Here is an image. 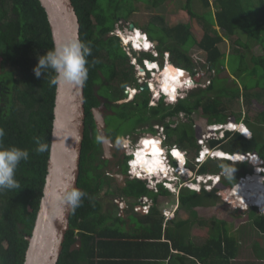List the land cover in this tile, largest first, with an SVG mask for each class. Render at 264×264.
Returning <instances> with one entry per match:
<instances>
[{
  "label": "trees",
  "instance_id": "trees-1",
  "mask_svg": "<svg viewBox=\"0 0 264 264\" xmlns=\"http://www.w3.org/2000/svg\"><path fill=\"white\" fill-rule=\"evenodd\" d=\"M141 1L150 3L151 6L164 2ZM200 1L208 8L202 16L195 12L196 4L193 0H186L185 11L189 18L187 21L168 25L164 23L162 16L154 15L145 26L143 25L142 30L148 33L150 39L157 41L156 50L161 63L164 58H168L174 65L188 69L196 79L199 77L196 73L203 75L210 72L209 84L204 88L189 91L184 98L174 103H164L163 98H160L156 104H151L149 91H140L133 99L118 103L127 97L125 86L138 85L133 66L128 63L129 56L123 50L120 38L108 33L115 28L118 21L126 19L135 7L129 4L124 7L119 0H71L80 24V40L90 42L92 47V55L88 57L89 76L84 84V137L77 181L78 188L87 195L81 206L70 212L69 228L65 233L57 264H112L115 262L105 258L110 256L111 252L116 253L108 246L109 243L119 247V244L139 245L126 240L108 242L104 239H122L130 233L124 232L118 225L123 220L116 207L112 205L115 214H109L103 209L100 200V190H105V180L100 178L103 172L101 167L107 163L106 159L102 158L101 142L96 139L99 133L93 116L94 109L100 105V97L107 100V109L112 112L107 113L104 120L107 137L112 142L116 143L117 137H124L126 134L132 135L131 138L134 139L140 133H155L154 125L157 124L164 127L166 140L172 145L181 146L180 148L188 152L185 147L187 146L188 150L193 149L196 153L199 147V128L193 122L194 113L205 116L208 123L222 122L227 118L226 108L222 105L223 97L236 98L238 95V98L243 96L244 100H248L249 96L259 97L258 92L245 91L244 87L242 94L240 91L234 93L221 85L218 74L221 68H227L228 54L225 49L220 48L221 42L230 39L236 32L253 37L254 42L261 47V53L252 59V68L242 63L245 67L241 70L246 68L252 75L260 76L255 88L259 86L264 90V22L250 18L253 9L251 6L242 5L238 0ZM260 1L264 6V0ZM211 4L214 5L213 11L209 9ZM194 17L201 20L203 17L208 18L205 23L207 27H203L197 39L190 23V19ZM193 45L204 51V70L200 72L193 71L195 63L189 53ZM52 47L50 26L38 0H0V127L5 130L3 145L25 148L30 153L29 159L22 161L16 172V179L21 187L0 192V264H23L42 196L49 150L37 153L35 140L39 138L41 142L47 143L50 149L55 87L50 84L51 77L48 75L36 78L33 68L38 63V56ZM146 55L154 58L150 54ZM240 59L242 62V55ZM260 109L264 120V107ZM245 121L250 124L248 118ZM121 123H126L125 129L119 127ZM144 126L147 128L140 131ZM248 126L253 132L250 139L235 133L224 140L219 149L230 153L256 151L264 158V130L259 131ZM220 142L212 140L209 143L213 147ZM223 163L227 164L228 161L224 160ZM209 167L206 163L200 165L198 172H208ZM219 171L222 170L217 164L215 170L210 172ZM235 180L237 179H228L223 175L221 182L223 186L232 187ZM106 182L105 191L112 193V190H108V176ZM119 191L118 194H124L133 202L142 195H150L155 202L158 194H169L162 186H159L158 194H154L146 188L145 181L136 178L126 180V186ZM215 191L203 189L196 192L184 188L178 195L179 206H200L203 205V199L215 201L218 198ZM246 210L245 213H248L250 218L248 223H253L260 239L262 238L261 241L254 239L250 247L257 261H262L264 214L256 212L255 206L243 211ZM152 211L155 212L145 215L141 221L130 219L139 225V222H145L144 226H140L142 230L132 233V236L139 235L152 240L143 241L142 248L147 245L156 246L155 250L146 253V257L154 260L160 257H164L160 260L168 258L167 264H233L231 260L236 256L238 245L243 244V239L234 235L235 228L231 230L233 223L229 222V219H214L206 226L201 225L197 218L174 221L171 218L165 221L166 224L161 230L163 216L155 215L157 209ZM110 220L111 224L108 223ZM189 220L190 228L184 233L180 227L187 225ZM170 221L174 223L171 224ZM161 233L165 239L163 242L158 240ZM192 235L201 237L203 241ZM170 248L176 253H172ZM115 256L118 257L114 258L121 260L120 264H143L138 260H130L133 256L141 258L142 254L137 249L125 251L122 248Z\"/></svg>",
  "mask_w": 264,
  "mask_h": 264
},
{
  "label": "clouds",
  "instance_id": "clouds-1",
  "mask_svg": "<svg viewBox=\"0 0 264 264\" xmlns=\"http://www.w3.org/2000/svg\"><path fill=\"white\" fill-rule=\"evenodd\" d=\"M136 29H139V28H136V26L134 25V28L130 30L134 31ZM139 31L145 32L140 29ZM145 33L147 34V32ZM121 34L124 35V38L129 36L128 33L124 34L123 32H121ZM116 36L121 39L120 36L118 35ZM139 38L140 37L138 34L137 39ZM152 41H155V40H152ZM143 47L146 49L151 47V44L147 40L146 37L143 38ZM91 55H92V47H91L90 42L86 43L78 38L66 40L63 42H54L53 47L50 50H47L43 55L38 56V63L34 66L33 72L36 78H40L41 76L45 77L46 75L50 76L51 79L49 82L54 87H59L61 85H71L73 87H80L84 85L88 79V76H89L88 57H90ZM165 55L167 56V54ZM93 63H98V61H93ZM210 75H211L210 72L207 74H203V75L200 73V76L198 77V79H196V81L197 82L200 81L202 85H198L190 89L189 91L196 89V88L206 87V85L209 84ZM205 76H207V79L204 82H202L201 80ZM206 81L208 82L206 83ZM154 82L156 85V89L162 95L166 96L169 99L170 103H174L178 99L184 98L187 95L186 94L183 97H179L176 99L178 89L190 88L193 86V82L186 78V74L182 70L173 68L170 65L165 66L164 69H162V71H158ZM147 91H149L150 93V103L151 104H156L157 101H159L160 98H162L160 97L158 99H155L152 93L153 90H151L149 86H148ZM139 92H137L136 94H138ZM126 95L128 97V93ZM135 95H133L129 99H133ZM164 103L166 102L164 101ZM231 115L227 116L225 121L207 124L206 129L204 131L209 129L210 131L208 130L207 132L214 131L218 135L220 133H223V135L220 136L219 138L208 139L207 141H205L204 139H201L199 135L198 137L199 147L196 151L195 159L192 160V163H193L192 166L187 164L188 157H186L187 158L186 160L184 158V163H183V159L181 157L184 152L183 149H181L179 146L175 144L169 145L165 143L166 139L165 140L161 139V132L165 134L163 126H162L163 127L162 131H158V127H155L156 129L155 135L153 136L148 135V136L141 137L137 145L133 146L130 149L131 152L127 150L130 147L131 141L130 139H127L125 137H117L115 145H114V142H112L107 136H104V135H98L96 139L98 142H101V144L103 145H104L105 140H110L112 145H109V147L107 148L108 151L110 150V148H113V147L119 148L121 146L123 148L122 150H123L124 155L126 156V159L129 158V160L126 163L127 164L126 169H128L129 167V169L127 170L128 178L129 179L136 178V179L145 181L146 188L149 191L153 192L154 194L156 193L158 194L159 186H162V188L166 189L170 194H173L174 191H177L179 195V192L184 188H187L189 190H193L196 192H201L203 189L211 190L212 187L218 185L219 183H222L221 180H222L223 175L225 176V178L230 179L231 176L233 175L234 169L230 165L225 164V163L219 164V167L221 168L222 171L204 172V173L198 172V167L200 165H204L207 161L215 160V159L223 160V161L226 160L228 161V163L229 162L230 163H242V162L252 163L254 166V171L252 172V174H254L256 170H258L257 174L262 178V184L264 185V158H262L256 151L230 153L228 151L219 149L220 144L232 134L239 133L246 139H250L253 135L252 129L245 123V119H247V117H244V118L240 117L237 121H234L232 120L233 118L230 117ZM156 126H160V125H156ZM208 126H212V127L209 128ZM240 126H242V128H240ZM244 128L246 129L247 132L244 131ZM227 133L229 134L227 135ZM4 136H5V130L2 127H0V192H4L6 190H16L21 187L19 181L16 179V172L21 162L27 161L30 157V153L28 149L20 148L17 146L5 147L3 145ZM212 140H217L221 142L211 147L209 142ZM35 143H36L35 151L37 153H44L49 150V145L47 143L41 142L39 138H36ZM153 143H156V149L159 150V153H158L159 162L158 163L161 164V168L165 169L167 165L162 159L163 155L169 158L170 166L173 167L174 169L176 168V170H173L170 172L169 171L167 172L166 169L162 170L163 173L168 174L166 177L160 178L161 175H158L160 174L159 171L156 174H153L152 176L151 174H149L143 177L138 176L135 172L137 171L136 167L138 165L145 166L148 163L145 160V155L147 154V148H139V147L143 145L144 146L150 145ZM220 151L227 153V155L228 154L235 155L236 153H239L241 155H244L245 159L233 162L230 158H227V157L219 158V156H216L217 155L216 153ZM251 155L254 157L253 159L254 162H252L251 160ZM178 165L185 167L189 171V175L184 176L180 172H178L177 170ZM249 174L251 173H248L247 175ZM243 176L244 175H242L240 178H244ZM152 180L154 182L152 183L153 186L151 187L149 186V181H152ZM165 182L169 183L170 185H167ZM183 182H186V184L179 186V184ZM188 183L191 185H188ZM228 189H230V187H225V189L219 190V192L224 191L227 194L226 191ZM86 195L87 193H85L81 189L74 187L71 183H66L57 193L56 198H57V202L61 206L74 210L81 206V204L83 203V199L85 198ZM231 196L233 195L231 194ZM140 197L147 198V201L145 204L146 209H147L146 211L134 209V207L137 204H140L138 201ZM140 197L136 199V202H133V200L132 202L131 201L129 202L128 198L124 194L115 193L112 195L113 204L115 205L117 212H119L118 215L121 217L123 221H126L127 219L126 212H129L130 215H132V212H139L142 215H147L150 213L152 205L155 203L153 202V198L148 194L142 195ZM115 200H121L123 204L120 205ZM252 206H255L259 213L264 214V211L260 210V207L257 204L253 203ZM176 208H177V205L175 206L174 211L176 210ZM174 211L171 213V216H170L169 210L165 208L162 209V215L164 216L165 221L172 218Z\"/></svg>",
  "mask_w": 264,
  "mask_h": 264
},
{
  "label": "rangeland",
  "instance_id": "rangeland-1",
  "mask_svg": "<svg viewBox=\"0 0 264 264\" xmlns=\"http://www.w3.org/2000/svg\"><path fill=\"white\" fill-rule=\"evenodd\" d=\"M238 1L244 6L245 5L247 7L251 6V8L253 9V13L249 16L250 18L257 19L261 22H264V6L260 0H238ZM119 2L124 7H127L128 4L129 6L132 5L135 7L132 13L129 14L126 19H121L115 25L116 26L115 29H118L120 31V34L121 32H123L124 34L129 33L127 30L129 29L128 28L129 23H133L136 26V28H139L140 30H142L143 25L145 26L149 22V20L153 18L154 15L162 16L164 18V23L168 25H173L176 22L178 23L181 21H187L189 19L185 11L186 10L185 9L186 0H164V2L160 3L157 6H151L150 3H145L141 0H119ZM193 2L196 4L195 12L197 13V15L202 16L208 10V8H205L203 6V3L200 0H193ZM209 9L213 11L214 5L211 4ZM207 19H205L204 17L202 20L197 17L190 19V23L191 25H193V33L196 39L199 37L201 31H203V27L204 28L207 27V25H205V23L207 22ZM215 28L219 30V28H217L216 26ZM157 29L159 31L158 27ZM220 34L222 33L220 32ZM121 36L124 37L123 34H121ZM147 36L149 37L148 33H147ZM231 38L233 40L230 41ZM231 38L230 39L227 38L225 42L223 41L224 43L221 42L219 44L220 48L225 49L226 52L228 53L227 58H226L227 68H221V71L218 74L219 79L221 80V83H222L221 85L225 86L227 90H230L234 93H237L240 91L242 94L244 93V90H243V87H244L245 91H252L253 93L258 92L259 97L253 98L249 96L248 100H244L243 96L238 98V95L235 96L236 98L230 97V96L223 97L222 105L225 106L226 108L225 114L229 116L231 115V113H233V115H231L230 117H232L233 118L232 120L234 121H237L240 117L242 118L247 117L250 120V124L245 121L247 125H250L251 127L259 131L264 130V120L262 119L261 113H260V110H261L260 108L264 107V90H262V88L259 86L258 88H255V86H257L256 84L257 80H260L261 77L257 75H252L249 72V70L246 68L241 70V68L245 67L243 64H248L249 67L252 68L251 66L252 59L261 53V47H259L258 44L254 42V39L249 38L246 34L242 32H239V33L236 32V34H234ZM128 39L129 38H127V40ZM189 53L195 63L194 68L199 70V72L200 70H204V67H203L204 51L201 48H199L197 45H193L190 48ZM241 55L243 56L242 62L240 59ZM129 60H130V57H129ZM129 60H128V63H129ZM158 60L160 61V58ZM207 73L209 72H206V74ZM207 82L208 81H206V83ZM261 83L262 81L260 82L259 85H261ZM100 98L107 102L105 98L103 97H100ZM124 100L128 101L131 99H128V97H126ZM124 100L118 103L125 102ZM253 100H255L254 103H253ZM192 117H193V122L195 126L199 128L198 133L200 135V132L206 129V126L208 124L207 118L203 115H200L199 113H194ZM156 125L157 124H155L154 127H156ZM125 126H126V123H121L119 125L120 128H124V129H125ZM144 128H147V126H144L140 128L139 130L141 131ZM103 131L105 135L107 136L105 129ZM155 134L156 133L144 132V133H140L136 135L134 139L131 138L132 135L126 134L124 137L127 139H130L131 141L130 147L127 150L131 152L130 149L133 146L137 145L141 137L148 136V135L153 136ZM198 142L199 141L197 137V143ZM165 143L171 145V142H168L167 140L165 141ZM115 144L116 143H114V145ZM185 147H186V150L188 151L186 152L183 149L186 153V157H188L187 164L192 166L193 164L192 160L195 159L196 153L193 149H190L191 150L190 151L187 149L188 148L187 146ZM122 149L123 148L121 146L118 148V150H122ZM107 152H108L107 154L108 157H110L111 152L108 150ZM223 162H224L223 160H218V159L207 161L206 165L210 166L208 168L209 169L208 172L214 171L215 166ZM227 164L230 165L234 169L233 175L230 178L232 180L237 179L235 180L234 185H237L238 183L242 181V178H240L242 175H244L243 177H246L248 173L252 174V172L254 171L253 164L249 162H242V163H230L229 162ZM225 187L226 186H223L222 183H219L218 185L212 187V189L216 190L215 192L218 196V198H216L215 201L211 199H203L202 200L203 205H200V206H195V207H190L187 205L179 206V210L182 209V211L184 212V213L182 212V216H184V219H186L185 217L190 218L192 220H195L194 218H197V220H200L201 225H206V226L210 225L214 219H218V218L229 219V222L233 223V227H231V230L235 228L233 230L234 235L238 238L243 239V244L238 245L239 249L236 253V256L231 260L232 263L233 264H264V259L262 261H257L255 254L250 247L254 239L258 241L260 239V234L257 231V229L253 227L252 225L253 223H248L250 218H248L247 216L248 213H245L247 212L248 209L246 211H243L244 209L252 206V203L248 204L246 208H241L237 205L229 204L224 199V197L220 195V192H219V190H223L225 189ZM112 190H113L112 191L113 194L120 193L119 189L116 186H112ZM105 197L106 196H102V195L100 197L102 205L104 204V206H107V203H108L110 207H112V203H111L112 200L109 198L107 199ZM157 198H156V201L158 202L159 206L160 204L167 205V206H171V205L178 206L179 205L177 191H174L173 194L169 193L168 195H159L157 196ZM130 201L132 202V200ZM104 206H103V209H104ZM154 209L158 210V207H155V208L152 207L151 211ZM256 212H258V210ZM193 213H195V216H193ZM130 217L131 215L129 216V219ZM177 218L178 216L176 215L175 219ZM132 219L135 220L134 217ZM187 225L181 226L180 230L186 233L187 228L188 230L190 228V220L188 221ZM192 236L196 239H202L199 236H195V235H192ZM193 237L191 238L194 239ZM201 241H203V239ZM238 242L240 243V239H238ZM262 243H264V239L262 240Z\"/></svg>",
  "mask_w": 264,
  "mask_h": 264
},
{
  "label": "water",
  "instance_id": "water-1",
  "mask_svg": "<svg viewBox=\"0 0 264 264\" xmlns=\"http://www.w3.org/2000/svg\"><path fill=\"white\" fill-rule=\"evenodd\" d=\"M38 1L45 11L53 43L80 39V24L71 0ZM128 28L133 29L134 24L129 23ZM139 89L147 91L148 86L141 84ZM84 119V85L55 87L45 182L23 264H57L72 209L61 206L56 197L66 183L78 188ZM108 143L112 145L110 140ZM220 195L233 204L224 191Z\"/></svg>",
  "mask_w": 264,
  "mask_h": 264
},
{
  "label": "built area",
  "instance_id": "built-area-1",
  "mask_svg": "<svg viewBox=\"0 0 264 264\" xmlns=\"http://www.w3.org/2000/svg\"><path fill=\"white\" fill-rule=\"evenodd\" d=\"M116 27V26H115ZM128 30V34L131 35V30L130 29H127ZM111 34H114V35H118L121 37V44H122V48L123 50L125 51V53L130 57V60H129V63L133 66V69H134V73H135V78H136V83L138 86H125V89L128 90V99L131 98L133 95H135L137 92H139V85L141 84H147L149 86V88L151 90H153V95L154 97H156L157 99L162 97L163 100L166 102V103H170L169 99L162 95L157 89H156V85H155V78L157 76V73L158 71H162V69H164V67L167 65V64H170L172 65L174 68L176 69H179V70H182L185 74H186V78L191 80L193 82V86L190 87V88H184V89H178L177 90V95H176V99L179 98V97H183L184 95L187 94V92L198 86V85H202V83L199 81L197 82L196 81V77L186 68L184 67H180V66H176L174 65L168 58H164V60L162 61V63L158 60V52L156 50V43L155 41H152L149 39V37L147 36V34L145 32H142L140 33V35H143L144 37L147 38V40L150 42L151 44V47L149 48H144L143 47V44L138 41V40H134L132 38H130V40H126V38H124L123 36H121L120 34V31L118 29H113V31H110L109 32V35ZM142 55H146V54H150L152 55L154 58H151L149 56H141ZM158 70L156 71L155 70ZM193 71H197L196 69H193ZM196 76H200V73L199 74H195ZM130 92H133V94H129ZM155 98V99H156ZM101 99V98H100ZM122 101V100H121ZM126 101V100H124ZM120 102V101H118ZM107 113H112L110 110L107 109L106 107V101H104L103 99H101V102H100V105L94 109L93 111V116H94V122L96 124V129L99 133V135H105L104 133V127H105V117H106V114ZM182 117H183V113L180 114ZM184 118V117H183ZM173 126V125H172ZM158 127V131H162L163 127L162 125L160 126H156ZM209 128H211L212 126H208ZM209 130V129H208ZM208 130L206 131H202L200 133V138L201 139H204L205 141H207L208 139H215V138H219L220 136L223 135V133H220L219 135L216 134L214 131L213 132H207ZM210 131V130H209ZM161 139L162 140H165L166 139V136L164 133L161 132ZM185 156V157H184ZM182 159H183V163H184V158L185 160L187 159L186 158V153L185 151L183 152V155L181 156ZM162 159L164 160V162L167 164L166 165V170L167 172L169 171H173V170H176V168L174 169L173 167L170 166V160L168 157H165V155L162 156ZM177 170L178 172H180L182 175L184 176H187L189 175V171L183 167V166H177ZM160 174L158 175H161L160 178L162 177H166V175H168L167 173H163L162 170L160 171ZM243 179V178H242ZM154 181H149V186H153L152 183ZM166 183V182H165ZM167 185H170L169 183H166ZM186 184V182H183V183H180L179 186H182ZM188 185H191L188 183ZM118 204L122 205L123 202L121 200H115ZM121 201V202H120ZM139 203L140 204H137L134 209L135 210H142V211H146V201H147V198L146 197H140L138 199Z\"/></svg>",
  "mask_w": 264,
  "mask_h": 264
},
{
  "label": "bare ground",
  "instance_id": "bare-ground-1",
  "mask_svg": "<svg viewBox=\"0 0 264 264\" xmlns=\"http://www.w3.org/2000/svg\"><path fill=\"white\" fill-rule=\"evenodd\" d=\"M140 33L141 32L139 31V29H136L134 31L132 30L131 35L129 34V37H128L129 40H130V38H132L134 40L140 41L143 44L144 36L140 35ZM138 34H139L140 39H137V37H135ZM126 40H127V38H126ZM169 65L170 64H167L166 66H169ZM170 66L173 67L172 65H170ZM130 94L132 95L133 92H130ZM240 128H242V126H240ZM244 131L247 132L245 128H244ZM104 144H105L104 147H106V149H107L109 147L110 143H108V140H105ZM139 148H147V154L145 155V160L148 163L145 166L138 165L136 167L137 171H135V172L138 176L143 177V176L149 175V174H151V176H152L153 174H156L159 170L160 171L165 170V169L161 168V164L158 163L159 162L158 161L159 160V155H158L159 150L156 149V143L146 145V146L143 145ZM216 154H217L216 156H219V158L227 157V158H230L233 162L245 159L244 158L245 156L241 155L239 153H236L235 155H233V154L227 155V153L220 151V152H217ZM253 159H254V157L251 155L252 162H254ZM257 172H258V170H256V172L254 174L247 175L246 177H244L242 179V181L240 183H238L235 186L230 187V189H228L226 191L227 192V198H229V200H232L233 204H236L241 208H246V206H248V204L255 203L260 207V210L264 211V185L262 184V178L257 174ZM232 189H233V191H232ZM231 194L233 196H231ZM49 241H50V239H49ZM51 242H52V240H51Z\"/></svg>",
  "mask_w": 264,
  "mask_h": 264
},
{
  "label": "crops",
  "instance_id": "crops-1",
  "mask_svg": "<svg viewBox=\"0 0 264 264\" xmlns=\"http://www.w3.org/2000/svg\"><path fill=\"white\" fill-rule=\"evenodd\" d=\"M112 205H114L113 203H112ZM176 205V204H175ZM153 206H155V207H158V211H157V214L155 213V215H158V216H160V214L162 215V209L163 208H166V209H169L170 210V213H169V215L171 216V213L174 211V209H175V206L174 205H171V206H167V205H161L160 204V206H159V204H158V202L156 201L153 205H152V207ZM114 207H115V205H114ZM108 210H110V212L108 211ZM179 205L177 206V208H176V210L174 211V213H173V215H172V221H174V220H176L175 218H176V215L178 216V218H177V220H181V219H184V216H182V209L181 210H179ZM107 211H108V213L109 214H112V215H114V213H113V209H112V207H110V205L109 206H107ZM116 211H117V209H116ZM150 212H155V211H150ZM184 213V212H183ZM145 215H142V214H140L139 212H132V215H131V217H130V219H132V217H134L135 219H137V220H139V221H141L142 220V218L144 217ZM163 216V215H162ZM185 218H187V217H185ZM130 219L129 218H127L126 219V221H122V222H119L118 223V225L120 226V228L124 231V232H128V233H130L129 235H127V236H125L124 238H119V237H117V238H114L113 240H110V239H107L106 237L104 238L106 241H108V242H123V241H127V242H130V243H139V245H125V244H119L122 248H124L125 249V251H132V250H135V249H137L138 251H140L141 252V254H142V256H141V258H139V259H137L139 256H133V259H130L131 261H135V260H138V261H141V262H143V264H167V259L168 258H165V259H163V260H160V259H162V258H164V257H160V258H156V260H154L153 258H150V257H146L145 255H148V254H146L148 251H153V250H155L156 249V246L155 245H147V246H144L143 248H142V246H141V244H142V242L143 241H146V242H150V238H146V237H144V236H132V233H136L137 231H140V230H142L141 228H140V226L142 225V226H144L145 224V222H139L140 223V225L138 224V223H136V222H134V221H130ZM169 220V219H168ZM167 220V221H168ZM111 221L112 220H110V221H108V223L109 224H111ZM166 221V222H167ZM171 222V221H170ZM142 223V224H141ZM174 222H171V224H173ZM106 224H107V222H106ZM166 223H165V218H164V216H163V223L161 224V230H163V228H164V225H165ZM175 227V226H174ZM200 228H202V226H200ZM203 228H204V226H203ZM159 241H165V239H164V237H163V235H162V233H161V238L160 239H158ZM152 241V240H151ZM105 246H107V244L105 245ZM105 246H104V248H105ZM108 246H110L111 248H113V250L112 251H115L117 254L121 251V247H119V246H117V245H115V244H111V243H109L108 244ZM143 249V250H142ZM163 249H164V247H163ZM170 251L172 252V253H176V251H174V250H172L171 248H170ZM116 253H112L111 252V255L110 256H107V257H105L106 258V260H108V261H110V262H112V261H114L115 263H112V264H116V262H117V264H120V261L121 260H119L118 258H114V257H118V256H115V254ZM135 253V252H134ZM168 257V256H167ZM129 259H127V261H128Z\"/></svg>",
  "mask_w": 264,
  "mask_h": 264
},
{
  "label": "flooded vegetation",
  "instance_id": "flooded-vegetation-1",
  "mask_svg": "<svg viewBox=\"0 0 264 264\" xmlns=\"http://www.w3.org/2000/svg\"><path fill=\"white\" fill-rule=\"evenodd\" d=\"M105 145V144H104ZM104 145L101 144L102 146V158L106 159L107 163L101 167V169H103L102 174L100 176V178L105 180V184H104V189L107 190V176L110 178V183L108 186V190L111 191L112 190V186H116L119 190L121 188H123L124 186H126V180H128V172L125 167L127 168V161L129 160V158L126 159V156L124 155V153H122V150H118V148H110V157H108L107 155V149L106 147L104 148ZM124 176L123 180L120 179L121 176ZM105 190H100V194L102 196H106L105 198H109L112 200L111 203H113V199H112V195L113 193H107V191ZM113 191V190H112ZM106 199V200H107ZM104 200V201H106ZM130 202V200H129ZM104 206V204H103ZM107 206H109V204L107 203ZM107 206H104V210L107 211ZM110 212V210H108ZM130 213L126 212V218H129Z\"/></svg>",
  "mask_w": 264,
  "mask_h": 264
}]
</instances>
